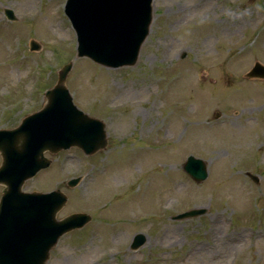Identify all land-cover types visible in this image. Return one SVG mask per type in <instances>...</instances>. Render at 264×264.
Wrapping results in <instances>:
<instances>
[{
	"label": "rangeland",
	"instance_id": "374dc122",
	"mask_svg": "<svg viewBox=\"0 0 264 264\" xmlns=\"http://www.w3.org/2000/svg\"><path fill=\"white\" fill-rule=\"evenodd\" d=\"M64 3L0 0V129L39 110L71 61L73 103L104 122L108 140L92 156L47 155L51 165L23 186L64 192L57 218L92 217L47 264H264V80L245 75L264 65V0H153L136 63L116 69L76 56ZM188 155L205 161L203 182L183 172ZM190 209L205 212L172 218ZM137 233L146 241L132 250Z\"/></svg>",
	"mask_w": 264,
	"mask_h": 264
},
{
	"label": "water",
	"instance_id": "95a60500",
	"mask_svg": "<svg viewBox=\"0 0 264 264\" xmlns=\"http://www.w3.org/2000/svg\"><path fill=\"white\" fill-rule=\"evenodd\" d=\"M152 0H67L65 13L75 30L77 57H88L107 67L133 65L152 19ZM5 16L14 20L10 9ZM38 44L31 42L30 50ZM71 62L58 71L53 88L45 93L43 108L24 117L13 129L0 130V264H45L59 237L90 221L86 213L57 220L67 197L56 189L48 193L23 192L24 182L51 161L44 156L70 147L91 155L107 145L104 124L78 110L65 87ZM248 78L264 79V66L255 62ZM196 182L207 176L206 164L189 156L182 166ZM79 178L68 181L76 185ZM204 209L190 210L174 219L193 217ZM137 234L132 249L143 244Z\"/></svg>",
	"mask_w": 264,
	"mask_h": 264
},
{
	"label": "bare ground",
	"instance_id": "6f19581e",
	"mask_svg": "<svg viewBox=\"0 0 264 264\" xmlns=\"http://www.w3.org/2000/svg\"><path fill=\"white\" fill-rule=\"evenodd\" d=\"M216 27L215 26H213V28L211 29L212 31H214V29H215ZM211 36V34L209 33H207V35L205 36V38L207 39V38H209ZM247 142H251L250 143V145H252L253 144V142L251 141V139H249L248 141H246V142H244L243 144H245V143H247ZM248 143V144H249ZM263 146V145H262ZM124 178H125V176H123V175H121V174H118L117 176H115V178H114V183H115V187L116 188H118V187H120V186H122V182H123V180H124ZM201 249V248H200ZM199 249V250H200ZM195 250V249H194Z\"/></svg>",
	"mask_w": 264,
	"mask_h": 264
}]
</instances>
